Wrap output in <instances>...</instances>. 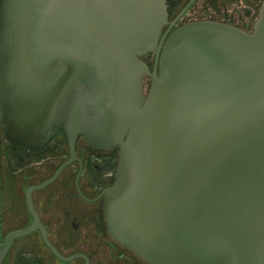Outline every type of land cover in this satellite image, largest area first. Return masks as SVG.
<instances>
[{
	"label": "water",
	"instance_id": "water-1",
	"mask_svg": "<svg viewBox=\"0 0 264 264\" xmlns=\"http://www.w3.org/2000/svg\"><path fill=\"white\" fill-rule=\"evenodd\" d=\"M167 17L166 0H0L4 134L117 145L105 217L145 262L264 264V0L252 31L193 20L164 42Z\"/></svg>",
	"mask_w": 264,
	"mask_h": 264
},
{
	"label": "flooded vegetation",
	"instance_id": "flooded-vegetation-1",
	"mask_svg": "<svg viewBox=\"0 0 264 264\" xmlns=\"http://www.w3.org/2000/svg\"><path fill=\"white\" fill-rule=\"evenodd\" d=\"M232 1L203 0L199 5L198 0H166L168 17L160 37L165 42L175 28L193 20H216L252 31L262 0L258 13L255 0ZM155 57L143 56L151 68ZM150 83L146 75L144 88ZM3 137L0 238L27 231L13 236L3 264H12L10 252L18 238L25 241L15 264H149L115 239L107 225L105 190L115 179L117 145L98 148L84 134L72 145L67 135L57 133L33 148L10 140L4 131Z\"/></svg>",
	"mask_w": 264,
	"mask_h": 264
},
{
	"label": "rangeland",
	"instance_id": "rangeland-1",
	"mask_svg": "<svg viewBox=\"0 0 264 264\" xmlns=\"http://www.w3.org/2000/svg\"><path fill=\"white\" fill-rule=\"evenodd\" d=\"M257 5L255 7V10H256V13H258V10H259V6H260V3H261V0H255ZM198 3L199 5H202L204 2L203 0H198ZM236 3V1H232V4ZM196 12H201V11H196ZM151 63V62H150ZM147 86L145 85V90L147 91ZM4 139L3 137V129H2V126H1V122H0V140L2 141ZM16 242L14 243L13 247H12V250L10 252V258H11V262L12 264H15V261H16V257H17V254L19 252V249H21L20 247L23 246L24 244V238H18L15 240Z\"/></svg>",
	"mask_w": 264,
	"mask_h": 264
}]
</instances>
